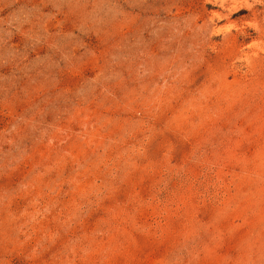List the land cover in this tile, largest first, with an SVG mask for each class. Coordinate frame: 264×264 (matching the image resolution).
Returning a JSON list of instances; mask_svg holds the SVG:
<instances>
[{
    "label": "rangeland",
    "instance_id": "374dc122",
    "mask_svg": "<svg viewBox=\"0 0 264 264\" xmlns=\"http://www.w3.org/2000/svg\"><path fill=\"white\" fill-rule=\"evenodd\" d=\"M0 264H264V0H0Z\"/></svg>",
    "mask_w": 264,
    "mask_h": 264
}]
</instances>
